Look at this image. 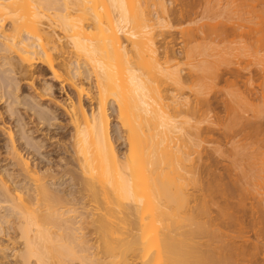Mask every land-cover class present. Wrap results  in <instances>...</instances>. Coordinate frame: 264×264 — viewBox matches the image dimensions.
Returning a JSON list of instances; mask_svg holds the SVG:
<instances>
[{"label": "bare ground", "instance_id": "1", "mask_svg": "<svg viewBox=\"0 0 264 264\" xmlns=\"http://www.w3.org/2000/svg\"><path fill=\"white\" fill-rule=\"evenodd\" d=\"M169 1L0 0V71L33 87L41 64L76 94L60 106L71 130L68 140L61 138L68 154L60 159L63 167L53 163L45 141L36 140L23 118L18 132L9 130L6 152L0 147V264H264L262 147L252 153L255 158L234 154L256 160L243 177L227 171V183L216 175L191 178L202 163L199 174L209 169L203 144H216L214 130L202 127L208 120L198 115L202 95L185 93L195 76L212 75L206 60L191 61L207 55L208 46L199 51L191 45L207 44L202 35L211 24L182 31L185 52L178 58L157 41L174 28ZM183 21L195 22L190 14ZM44 82L36 93L40 99L52 90ZM10 86L16 88L12 117L15 105L24 103L39 123L55 119L33 95L20 101L19 83ZM248 90L247 106H264L263 89L259 95ZM5 98L0 85V101ZM113 115L118 125L112 126ZM253 122L244 144L228 137L225 146H238L230 152L259 141L264 124ZM112 133L124 140V152ZM3 155L8 164L1 165ZM55 166L61 168L57 173ZM65 178L73 188L57 189ZM195 184L202 194L192 206L188 187ZM244 191L256 201L250 209L229 202Z\"/></svg>", "mask_w": 264, "mask_h": 264}, {"label": "rangeland", "instance_id": "2", "mask_svg": "<svg viewBox=\"0 0 264 264\" xmlns=\"http://www.w3.org/2000/svg\"><path fill=\"white\" fill-rule=\"evenodd\" d=\"M167 5L173 11L171 19L174 23V28H172L170 32H164V34H162L163 36H160L157 41L159 42V46L164 45L165 47H168L170 51L172 50L176 52L177 54H175L176 56H178V58H183V53L185 52L183 48L185 37H183L182 31L186 29L191 30L192 28L196 29L201 25H207V27H209V25L211 24V27H209L211 29H208L206 27L207 30L204 29L206 32L204 35H202L209 38L207 44H204L200 41L198 43L192 44L191 47L197 49L201 48L199 49L200 51L203 47L208 46L211 48L210 50L213 51H208L207 47V55L195 54L193 55V59L191 61L197 63L201 60H206V65L210 67L212 75L207 76L199 74L198 76H195L192 81L189 82V87H191V90L187 89L185 93L188 96L190 95V97H192V95H194L195 93H199L200 95H202L201 101L204 100L205 103H203V105L200 107L201 111L198 115H202L208 120L206 124L202 125V127H210L214 130V132L210 135V138L212 140H215L216 144H203L204 148L208 150L206 156L210 154L209 157H211L206 162V165H209V169L202 176L198 171L199 167L203 166V163L199 166L196 165L197 167L194 168L193 173L191 174V178L201 179L202 177L209 178L216 175L224 177L225 180L223 183H227L229 182V179L227 178V171L243 177V175H246V173H248L249 164L256 160H243L241 159V157H236L234 154L240 153L250 158L248 154L252 156V153H255L260 149V147H262L263 149H261L260 152H264V145L260 143V141L264 140V133L261 137H257L256 140L258 141L259 139V143L255 142V139H253L252 142L255 143H253L252 146L249 147V149H246V151L245 149L241 150V148H239V152L238 150H235L234 153H232L230 152V150L232 148L236 149V147L238 146L232 145L231 143L228 146L225 145H227L226 142L228 141V137H235L234 142H239L238 145L244 144L243 141L245 136L250 133V131L248 130L250 129L248 127H250L252 124L250 122L255 121L256 123L258 122L260 124H264V113L262 114L263 116L261 115V113L264 112V106L262 104H260V106V102H255V108L252 106V111L251 107L249 108V106H251L250 103H247V98H244L246 94H249L246 93L248 89V92L251 91L253 95L256 93L259 95V93H262L264 91V72L262 71V69L264 68V0H171V2L169 1ZM188 14H190V18L192 20H195L194 23H190L189 25V21H183L185 16H187ZM250 19H252L253 21H251ZM229 29L231 34L229 32ZM233 29H235L240 36H237L238 39L234 37L235 35H233ZM254 30L256 33L254 32ZM252 32H254L252 35L254 38L250 37V34H252ZM251 39L255 40L251 41ZM235 41L237 43H239L238 41H241L240 44L244 46H240V44H237ZM251 42L252 44L254 43L252 47L250 46ZM230 44L232 48L228 49L230 50L228 51L227 48ZM245 45H247V47H245ZM238 47L239 50H235ZM248 47L250 49H248ZM241 48H246L245 52H248L249 56H243V50L241 51ZM233 51L235 52V54ZM228 52H231V54H233L232 57ZM236 52L238 55L236 54ZM239 53H241L242 55H240ZM233 56H236V58H234ZM36 67L37 68L35 69H37V72L41 71L39 72L41 75L39 73L35 74V77L32 80V82L34 83L33 87L30 86L27 80L20 82V76L9 73V75H6L7 73L3 74V72L0 71V85L2 87L3 93L6 95V98L0 101V147H4L3 151L6 152V143L9 142V130L13 129L14 133L18 132L19 129H21L20 125L22 126L21 120L23 118V122H28L29 127L35 129L36 133L34 134V137L36 138V140L45 141L44 144H46L47 146V150L51 159L53 160V163L55 165L60 164L63 167L65 163L60 159L67 157L68 154L64 150V142L61 140V138L63 137V135H67V138L64 139L68 140V133L71 132V130L68 124V117L65 115L62 107L60 106H63L68 102V97H76V94L69 84L64 83L63 87H61L57 81L53 80L51 73L46 67L41 64L36 65ZM185 74L186 73H183V75ZM34 80L37 81L34 82ZM45 80L49 85H51L52 90L51 92H49V95L47 97L40 99V96L38 97L37 95L38 93H40V91L38 90L40 89L39 85L46 84L44 82ZM11 81L14 82V85L19 83L20 88L22 87L23 89V96L21 97L20 101L23 100L26 95H33L36 98V101L40 100L39 102H41V104H44L43 108L41 109H44L46 111L51 110L52 112H55V119L50 120L46 125L39 123L37 117L33 116V112L27 110V108L24 106V103L23 105H18L19 107L15 105L17 112L12 117L10 112V105L13 106L14 102L10 97V94L14 93L16 88L14 86H10ZM252 85H254V87ZM261 88L263 89V91ZM252 90L254 91V93ZM22 91L18 93L19 96L21 95ZM244 93L246 94L244 95ZM256 95L254 97H256ZM243 99H245L246 102ZM50 101L53 102L51 103ZM84 104L86 108L90 110V102L86 98ZM248 104L249 106H247ZM260 107H262V110H260ZM255 115H258L260 118L258 116H256L255 118ZM18 121H20V123H18ZM112 121V126L118 125L114 115L112 117ZM117 128H119V126H117ZM18 136H20V134H17V138ZM112 136L120 153L124 152V140H116L115 133H112ZM217 141L222 142V145H218ZM21 142L22 141H20V143ZM252 142L250 141L249 143ZM216 149L218 152H216ZM3 157H5V155H3ZM252 157L255 158L254 156ZM6 158L7 161H2L1 165L9 163L10 157L6 156L4 159ZM36 163L38 162H35V164ZM53 170L55 171V173H57L58 170H61V168H56L55 166ZM67 178L61 180L60 184H62L63 182V185L56 186L58 187L57 189H71L73 183ZM233 178L237 179L239 177ZM254 183H256V181H254L252 185ZM240 185H242V183H240ZM199 186V184H195V186L191 185V187H188V189L190 190L189 193L193 196L191 204L192 206L196 204L194 202H196L198 197H200L202 194L201 192H199ZM238 196L239 197H237L236 195L234 200H229V202L237 204L240 208L244 207L250 209V206L252 204L256 205V201L250 193L244 191L243 193L238 194ZM212 208L214 210H217L216 205H214Z\"/></svg>", "mask_w": 264, "mask_h": 264}]
</instances>
